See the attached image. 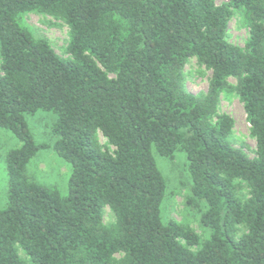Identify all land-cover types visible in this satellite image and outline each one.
<instances>
[{"label": "trees", "instance_id": "trees-1", "mask_svg": "<svg viewBox=\"0 0 264 264\" xmlns=\"http://www.w3.org/2000/svg\"><path fill=\"white\" fill-rule=\"evenodd\" d=\"M32 13L65 22L68 58L22 22ZM237 15L244 47L228 40ZM191 59L212 73L206 93L186 88ZM230 94L254 158L232 144ZM38 111L57 117L51 145L29 129ZM0 128L22 144L6 155L0 264H264V0H0ZM44 148L71 166L65 197L28 172ZM179 151L205 236L162 217L155 154Z\"/></svg>", "mask_w": 264, "mask_h": 264}, {"label": "rangeland", "instance_id": "rangeland-1", "mask_svg": "<svg viewBox=\"0 0 264 264\" xmlns=\"http://www.w3.org/2000/svg\"><path fill=\"white\" fill-rule=\"evenodd\" d=\"M228 0H215L221 5ZM22 22L33 31L37 38H46L55 51L63 58H68L66 47L69 43V27L64 21L48 15L28 14ZM249 37L248 29L243 25L242 17L237 15L230 23L228 32L229 42L244 47ZM186 88L192 94L206 93L209 88L211 71L200 65L196 59H191L185 68ZM233 84L236 80L232 79ZM220 111L230 115L234 121V130L231 141L234 147L242 148L251 158L256 156V140L251 136L250 124L244 105L235 94L223 95L220 102ZM37 145H51L54 142L51 129L57 117L53 113L38 111L26 116ZM100 142L107 144L100 134ZM19 139L10 131L0 128V209H6L9 203V177L6 166V155L12 149L21 147ZM114 150L113 147H111ZM159 169L168 180V189L161 206L163 220L174 219L178 222L189 223L199 234L207 233L200 228V212L188 207L186 197L191 192L192 180L188 170V160L184 152L179 151L173 159L160 157L155 154ZM29 174L40 184L57 189L65 197L68 195L71 166L61 159L52 148L41 149L38 155L28 165ZM115 221L111 210H105V223Z\"/></svg>", "mask_w": 264, "mask_h": 264}]
</instances>
